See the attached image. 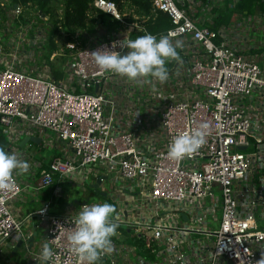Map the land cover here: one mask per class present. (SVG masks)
I'll return each instance as SVG.
<instances>
[{"label":"built area","instance_id":"built-area-1","mask_svg":"<svg viewBox=\"0 0 264 264\" xmlns=\"http://www.w3.org/2000/svg\"><path fill=\"white\" fill-rule=\"evenodd\" d=\"M187 1L189 9L182 6ZM93 7L125 23L115 2L95 0ZM2 9L0 132L9 141L6 152L17 155L19 139L32 132H52L61 144L37 189L51 188L56 179H70L88 166L114 168L123 184L118 188H125L132 206L143 207L148 216L136 218L130 226L139 234L145 252L159 258L154 262L139 256L137 264H264V66L260 63L264 53H248L257 49L253 39L237 33V41L231 42L223 30L198 24L194 0H152L153 18L164 12L172 23L157 37L170 34L173 42L189 37L199 47L188 73L192 86L203 90L206 98L161 105L155 118L161 134L143 137L152 151L147 156L139 147L140 110L132 117L119 115L117 98L109 88L117 75L101 74L92 54L100 49L126 54L122 44L131 39L130 30L104 32L96 23L74 34L63 32L68 53L58 76L51 68L57 51L50 48V15L32 3ZM37 16L43 23L33 20ZM263 17L259 7L249 23H239L237 16L234 25L255 29ZM15 19L24 23L14 27ZM95 28L99 38L89 33ZM2 31L11 37L5 38ZM178 64L171 70L173 75ZM200 125H207L202 148L190 158L169 159L167 151L174 138ZM152 139L160 145L157 149L149 143ZM30 155L27 149L22 157ZM14 180L15 191H0V247L23 231V222L10 209L24 190L15 173ZM91 205L86 201L78 213L50 215L49 206L36 212L49 223L47 244L54 252L50 264H81L69 237L79 212ZM186 207L192 208V217ZM219 209L220 225L213 228L209 218L218 222ZM184 215L187 221L182 220ZM113 220L118 225L131 223ZM111 259L110 264H116L115 257Z\"/></svg>","mask_w":264,"mask_h":264},{"label":"crops","instance_id":"crops-1","mask_svg":"<svg viewBox=\"0 0 264 264\" xmlns=\"http://www.w3.org/2000/svg\"><path fill=\"white\" fill-rule=\"evenodd\" d=\"M194 1L195 19L197 23L213 28L212 26L221 20L214 5L215 0H209V2L205 1V4L203 3L204 0ZM182 6L188 7L189 9L191 4L187 1L184 2ZM221 7H224V0ZM94 11L99 12L97 9L91 11L89 13L90 21L93 23V21L98 18L97 23L100 31L105 32L107 31L106 29L114 32L130 30L131 39L145 34L160 35V33L154 34L149 32L148 24L151 20L147 21L148 19L140 15L137 12V8L128 2L124 3L123 9H120L125 23L116 21L103 12L104 15L100 18ZM237 16L240 17V21L238 20L239 23H241L242 20L246 23L250 22V15L236 13L228 24L220 26L217 31L223 30L225 33L223 35L229 38L231 42L237 41V33H239L241 37L245 35L249 36V38L253 39V42H255L254 44H257V49L248 53L258 54L260 56L262 52L264 53V41L260 40L261 45L259 46L260 43L256 40V35L260 34V32H264V17L262 22L256 25L255 29H249L246 25H234ZM106 17H110L112 20ZM99 30L95 28V31L89 33L99 38L100 36H97ZM145 31L147 33H145ZM61 36L62 35L59 37ZM179 41H181L183 45L182 48L177 49L181 59L179 61L173 60L167 63L166 66L169 69V78L166 82L160 83L157 79L151 77L142 79L140 82H132L117 75L113 83L109 85L111 92H113L117 98L120 116L132 117L137 110H140V117L138 118L140 124L137 126L141 135L139 147L147 156H150L152 151L149 150L148 141L143 139V137L147 133L152 136V132L161 134V129L155 121L161 105H167L173 100L206 98L203 90L192 86L188 73L189 64L193 59V55L196 53L199 54L198 50L200 49L189 37L181 38ZM56 60L57 58L53 63L51 62V68L56 75L60 76V73L55 71V68L59 66V62H56ZM176 62L179 63L178 73L173 75L171 70ZM260 63L264 66V56H262ZM253 102H256V100L253 99ZM31 138L39 139V143L31 141ZM24 139L28 140L23 144ZM149 143L154 145V149L160 146L154 139L149 141ZM28 147L30 151L34 148V150H32L33 155H30L28 158L22 157L23 153H25L27 149L29 150ZM43 147L51 148L52 153L50 154L45 151L40 155L37 154V149ZM17 148L19 149V153L16 155L17 158L26 162L29 165V170L27 173H15L21 185L24 187V190L19 197L10 203V209L15 218L23 222V231L15 235L12 239H9L0 247V264H39L38 258L41 256L44 245L47 244L49 223L47 219H41L36 212L45 206H49L50 215L78 213L81 205L86 201L91 202L92 198L94 199L93 204L109 203L114 205L116 214L113 219H124L131 222L129 225H119L117 235L113 237V247H116V249L106 258H102L98 264H110L112 257H115L116 264H137L138 260L133 261L132 256L138 255L137 252L141 245L138 239L139 234H137L135 228L130 225H133L132 223L135 222L136 218L142 217V220H144L148 216L145 210H143V207L132 206L131 198L128 196V191L126 192L125 188L119 189V186H123V184L119 180L118 172L115 171L114 168H109L110 170H108L101 165L95 167L88 166L81 172H76L70 179H56L55 184L49 189H37V184L43 171L48 168L53 157L60 152L61 144L57 141L56 136L53 139L48 132L44 134L32 132V135L28 136L26 134L19 139ZM100 174H102L104 178L101 177V182L98 188H96L95 185L98 184L97 181ZM68 185L71 186V189H77L82 199L76 198L75 193H71L72 191L66 188ZM114 186H117V188H114ZM185 211L189 217H192L193 213L191 207H186ZM187 215L182 216L183 221L188 220ZM179 220L181 221V217ZM35 234L37 235L30 248L27 240ZM21 238H24L26 243L20 244ZM29 248L31 250H29ZM142 248L144 250L145 247ZM118 249L125 250L123 252H117Z\"/></svg>","mask_w":264,"mask_h":264},{"label":"clouds","instance_id":"clouds-1","mask_svg":"<svg viewBox=\"0 0 264 264\" xmlns=\"http://www.w3.org/2000/svg\"><path fill=\"white\" fill-rule=\"evenodd\" d=\"M182 46L179 40L173 42L170 34L159 38L145 34L123 42L122 47L128 49L126 54L107 49L92 54L101 74H116L132 82L151 77L164 83L169 78L166 65L181 59L177 49ZM206 129L207 125H200L191 132L177 135L168 147L167 157L174 161L192 157L206 143ZM28 170L26 162L0 148V191H15L14 173H27ZM115 214V206L109 203L85 206L79 212L74 220L75 231L69 239L81 264H98L102 256L114 251L113 237L119 227L113 220ZM53 257V250L45 244L38 258L39 264H50Z\"/></svg>","mask_w":264,"mask_h":264},{"label":"trees","instance_id":"trees-1","mask_svg":"<svg viewBox=\"0 0 264 264\" xmlns=\"http://www.w3.org/2000/svg\"><path fill=\"white\" fill-rule=\"evenodd\" d=\"M95 0H12V3L27 5L32 3L37 6L39 11L45 15H50L52 19L53 27L51 28L49 41L51 42L50 48L55 49L54 40L60 36L63 32L67 34H74L78 30L82 29H92L98 18L95 19L91 26H89V13L96 10L93 7V2ZM115 2L119 9H123L124 3L128 2L137 8V12L143 16H151L152 19L148 24V30L150 33H162L171 28L172 23L168 15L164 12H159L158 15L152 13V0H110ZM209 2V0H204ZM260 0H238L234 2L233 0H224V7H221L222 2L214 1V5L217 9V13L220 15V21L212 26V29L217 30L220 26L228 24L233 15L236 13H242L246 15H252L255 8ZM60 3L63 5L62 15L55 12L53 5ZM4 11V10H3ZM98 11V10H97ZM96 12V11H94ZM99 17H103L101 11L96 12ZM61 25V27L59 26ZM7 137L0 132V148L7 150L8 146Z\"/></svg>","mask_w":264,"mask_h":264},{"label":"rangeland","instance_id":"rangeland-1","mask_svg":"<svg viewBox=\"0 0 264 264\" xmlns=\"http://www.w3.org/2000/svg\"><path fill=\"white\" fill-rule=\"evenodd\" d=\"M12 6L13 5V3H12V0H0V19H2V17L4 16L3 14H4V11H3V7L5 8V7H8V6ZM261 8L263 11H264V4L262 3V1H259V3L257 4V6H256V8H255V11H254V13L252 14V15H255V12H256V10L258 9V8ZM53 9H54V11L55 12H58V14H61L62 13V10H63V5L62 4H60V3H56L55 5H53ZM39 16H37L36 18H34L33 20H37V21H39L40 23H43V20L42 19H37ZM106 18H108V19H111L110 17H106ZM112 20V19H111ZM22 21V19H15V20H13V23H12V25L14 26V27H17V28H19V25L21 24V23H24L23 21ZM89 21H90V18H89ZM88 21V22H89ZM1 25H2V23H0ZM89 25L91 26L92 25V21H90L89 22ZM51 27V23L50 22H47L46 23V28L47 29H49ZM1 29V28H0ZM1 34L5 37V38H10L11 36H6L5 34H4V31H2L1 32ZM256 40L257 41H259V46L261 45V42H260V40H263L264 41V32H260V34H258V35H256ZM57 42V43H56ZM56 42H55V48H56V51H57V60H56V62H59V66L58 67H56L55 69H56V72H58V73H60L61 72V65L65 62V54H67L68 53V47H66V45H67V43H68V37H66V35H63V36H61V37H59L58 39H56ZM254 43V42H253ZM26 47V49L28 50V51H33V48L31 47V46H29V45H26L25 46ZM21 51H22V49H21ZM39 53H41V52H39ZM44 53H45V55H47V49H46V51H44ZM21 56V55H20ZM9 60H11V58H8ZM25 65V64H24ZM263 65V64H262ZM26 66V65H25ZM30 66V65H29ZM48 134L49 135H51L52 137H53V139L55 138V134L54 133H52V132H48ZM29 148V147H28ZM32 150H34V148H32ZM32 150L30 151V148H29V150H28V152L31 154V155H33V153H32ZM38 151H37V154H41V153H43V152H45V151H47L48 153H52V151H51V148H49V147H43V148H41V149H37ZM36 154V155H37ZM35 156V155H34ZM66 188H68L70 191H72L71 193H75V195H76V198H78V199H82L81 198V194L80 193H78V190L77 189H71V186L70 185H68V186H66ZM47 189H49V188H47ZM216 195H220V192L219 191H217V193H216ZM93 201H94V199L92 198L91 199V203H93ZM218 218H219V221L218 222H213L212 221V218H209L210 220H211V222H212V224L210 225L211 227H213V228H218V226L220 225V220H221V210L219 209L218 210ZM159 251H161V250H159ZM137 254L139 255V256H142V257H145V258H147V259H150V260H153L154 262H156L157 261V259H159L158 257H157V255H155V254H150V253H145V251L143 250V248H142V246H140L139 247V250H138V252H137ZM138 255H134V256H132V260L133 261H136V260H138L137 258H139V256ZM161 264V263H160Z\"/></svg>","mask_w":264,"mask_h":264},{"label":"water","instance_id":"water-1","mask_svg":"<svg viewBox=\"0 0 264 264\" xmlns=\"http://www.w3.org/2000/svg\"><path fill=\"white\" fill-rule=\"evenodd\" d=\"M27 140H28V139H24V140H23V144H24ZM30 140L33 141V142H37V143H39V139H37V138H31ZM240 150H245V148H244V147H241ZM101 177H103L102 174H100V176H98V181H97L98 184L95 185L96 188H98V186H99V184H100V182H101ZM103 178H104V177H103ZM85 203H86V202H85ZM35 233H36V232H35ZM36 235H37V234H35L33 237H31V238H29V239L27 240V243L29 244L30 248L32 247V242L34 241ZM20 241H21L20 244L26 243V240H25L24 238H21ZM30 248H29V250H31Z\"/></svg>","mask_w":264,"mask_h":264}]
</instances>
